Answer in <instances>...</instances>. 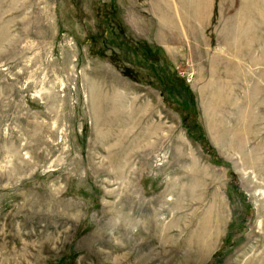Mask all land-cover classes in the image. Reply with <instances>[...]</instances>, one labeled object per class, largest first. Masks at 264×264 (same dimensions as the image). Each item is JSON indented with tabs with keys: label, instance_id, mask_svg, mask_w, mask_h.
I'll return each instance as SVG.
<instances>
[{
	"label": "rangeland",
	"instance_id": "374dc122",
	"mask_svg": "<svg viewBox=\"0 0 264 264\" xmlns=\"http://www.w3.org/2000/svg\"><path fill=\"white\" fill-rule=\"evenodd\" d=\"M0 264H264V0H0Z\"/></svg>",
	"mask_w": 264,
	"mask_h": 264
},
{
	"label": "trees",
	"instance_id": "16d2710c",
	"mask_svg": "<svg viewBox=\"0 0 264 264\" xmlns=\"http://www.w3.org/2000/svg\"><path fill=\"white\" fill-rule=\"evenodd\" d=\"M185 120H186V118H185ZM202 145H203V149L205 150V152H207V153L212 157V159H213L215 162H217V163H218V162H222V160H220V159L217 157L215 151H214L212 148H210V147L207 145V143L202 144ZM231 176H232L233 178H236L235 175L232 174V173H231Z\"/></svg>",
	"mask_w": 264,
	"mask_h": 264
},
{
	"label": "crops",
	"instance_id": "0c3cea01",
	"mask_svg": "<svg viewBox=\"0 0 264 264\" xmlns=\"http://www.w3.org/2000/svg\"><path fill=\"white\" fill-rule=\"evenodd\" d=\"M181 138L183 139V136H182V135H181ZM182 139H181V140H182Z\"/></svg>",
	"mask_w": 264,
	"mask_h": 264
}]
</instances>
